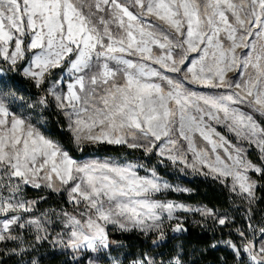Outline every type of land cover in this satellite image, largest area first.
Here are the masks:
<instances>
[{"label": "snow or ice", "instance_id": "snow-or-ice-1", "mask_svg": "<svg viewBox=\"0 0 264 264\" xmlns=\"http://www.w3.org/2000/svg\"><path fill=\"white\" fill-rule=\"evenodd\" d=\"M5 72L37 94L21 95ZM50 110L68 147L47 134ZM87 145L123 146L210 177L239 201L243 224L161 199L190 190L155 167L70 153ZM261 181L264 0H0V242L32 232L70 264H187L182 247L121 260L110 233L154 235L159 248L167 231H187L178 213H188L229 229L210 247L224 245L233 264H264V220L254 222L253 207ZM29 189L66 193L72 211L40 212L45 198Z\"/></svg>", "mask_w": 264, "mask_h": 264}, {"label": "trees", "instance_id": "trees-1", "mask_svg": "<svg viewBox=\"0 0 264 264\" xmlns=\"http://www.w3.org/2000/svg\"><path fill=\"white\" fill-rule=\"evenodd\" d=\"M7 77L15 79L19 85V92L25 97H34L37 94V89L24 78L10 72H6ZM11 83V81H10ZM47 134L53 139L61 142L66 147L69 146L67 135L62 131L64 121L61 117L57 116L50 110L49 116L46 117ZM70 153L77 159L85 157L99 156V157H118L126 158L128 160L139 159L146 162L148 166H154L160 175L168 178H174L175 173H171L169 167H165L159 164V158L156 156H145L143 152L138 150H130L123 146L113 145H87L84 151L75 150L74 146L70 148ZM256 153H252V158L255 159ZM167 168L169 171H167ZM177 173V171L175 170ZM187 187L190 188V192H169L163 194L161 197L176 199L182 202L196 204H205L211 208L218 209L220 211L227 212L230 217L234 218L237 227L243 224V210L238 208L239 201H234L231 194L223 188L219 183L210 179H200L195 177L192 180H181ZM257 199L254 204L255 221L260 222L264 220V181H261L256 193ZM44 197L45 199L39 203L41 209L50 207H69L65 194H56L47 190H28L29 198ZM184 225L187 228L186 232L178 233L168 237L165 240L164 245L156 248L151 243V238L145 237L138 232H120L111 230L110 239L123 244L127 253H131V256H127L130 260L133 255L140 252H163L169 253L173 249L182 247L184 249L185 258L187 264H233V257L231 251L222 244L216 248L210 247V245L221 239H228L229 229L222 228L213 224L212 221L206 223H196L188 218L184 221ZM234 237V233H233ZM32 257V256H30ZM69 262L70 257L64 255L62 252L53 251L48 255H44L39 258L38 264H66ZM3 264H21L17 257L12 256L6 259ZM31 264V263H27Z\"/></svg>", "mask_w": 264, "mask_h": 264}, {"label": "rangeland", "instance_id": "rangeland-1", "mask_svg": "<svg viewBox=\"0 0 264 264\" xmlns=\"http://www.w3.org/2000/svg\"><path fill=\"white\" fill-rule=\"evenodd\" d=\"M4 75H5L6 78H8L6 72L4 73ZM9 83H10V81H9ZM20 94H21V92H20ZM19 110L20 111H24V109H19ZM106 158L120 160L122 162L123 161H128V159H126V158L99 157V156L85 157V158L78 159V160L83 161V160H88V159H106ZM131 161H138L140 163H143L148 168H153L154 167V166H148L146 164V162L140 161L139 159H132ZM163 166L169 167L171 169V171H172L171 173H175L174 174V178H171V179L161 175L165 180H167L170 184H172L174 186H180L182 188H186V189L190 190V188L187 187L181 180H183V179L192 180L195 177L200 178V179H210V180H212L210 177L206 178L203 175H198V174L192 173L191 170H187L185 172H181V171H179V167H180L179 165H175L174 166L168 161H165V164ZM175 170L177 171V173L175 172ZM167 171H169L168 168H167ZM141 174H145L143 170H141ZM158 174H159V172H158ZM44 190L51 191V190H48V189H44ZM190 191H187L186 193H189ZM54 193L61 194V193H57V192H54ZM164 194H166V193H164ZM65 196L67 198L66 193H65ZM161 199H166V200H170V201H174V202L183 203V204H186V205H188L190 207H199L201 205H205V204H201V203L191 204V203L182 202V201H179V200H176V199H169V198H163V197H161ZM205 206H207V205H205ZM207 207H209V206H207ZM209 208H211V207H209ZM38 209H39L40 212L58 213V212L61 211V209L65 210V211H68V212H71L72 211V205L70 204V206L68 208L67 207H50V208H45V209H41L40 206L38 205ZM218 211L221 214H227L228 216H230L227 212L220 211V210H218ZM178 215L184 217V221H186L188 218H190V220L193 221V222H196V221L201 219L198 215H192V214H188V213H178ZM52 219H53V221H55L56 220V216L53 215ZM54 227L58 229L59 228V224L58 223L54 224ZM113 230L114 231H118V230H115V229H113ZM177 234L178 233H173L171 231H167L166 240H167L168 237H171V236L177 235ZM33 236H34V233L29 232L28 234H26V235H24L22 237L21 241H18V242H12V241L0 242V264H3V262L6 259H8L9 257H12V256L17 257L18 261L21 264H27V263H31V261L33 259L38 261L40 257H42L44 255L46 256V255L50 254L53 251L61 252L60 249L53 248L47 242H44V243H41V244H36ZM150 238L151 239H155L156 237L153 235ZM114 242L115 243L113 244V252H112L113 256H117L121 260H123L126 255L128 257L132 255L131 253H127L126 252V250H125V248H124L122 243L116 242V241H114ZM33 245H35V246L33 247ZM21 247H23L24 249H27V251L20 252L19 249ZM13 248L17 249L16 253H13V252L9 251L10 249H13ZM153 253H158V252H153ZM30 256H32V257H30Z\"/></svg>", "mask_w": 264, "mask_h": 264}]
</instances>
